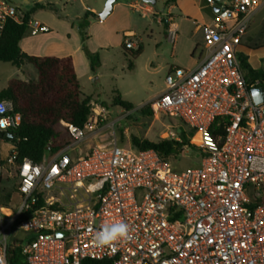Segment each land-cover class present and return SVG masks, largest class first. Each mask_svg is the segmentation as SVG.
Segmentation results:
<instances>
[{
    "label": "built area",
    "instance_id": "2783aa9c",
    "mask_svg": "<svg viewBox=\"0 0 264 264\" xmlns=\"http://www.w3.org/2000/svg\"><path fill=\"white\" fill-rule=\"evenodd\" d=\"M207 1L220 8L201 27L208 55L195 69L172 68L165 92L149 105L153 115L178 118L197 133L199 165L174 171L169 160L178 156L117 142L79 156L66 149L42 163L17 164L13 149L7 165L17 171L22 201L16 210L0 205L4 264L10 256L17 264H264V103L251 95L264 85L246 78L237 56L260 3ZM10 22L25 24L31 36L51 31L12 0H0V40ZM177 32L169 29L172 43ZM134 37L125 36L127 50L137 49ZM105 112L92 110L83 130L67 125L76 142L96 132ZM217 120L224 134L214 137ZM20 123L12 102L0 101V131ZM166 139L182 142L174 132ZM40 199L44 204L27 216ZM119 221L131 226V238L115 251L96 247L95 231ZM14 229L29 236L11 241Z\"/></svg>",
    "mask_w": 264,
    "mask_h": 264
},
{
    "label": "rangeland",
    "instance_id": "374dc122",
    "mask_svg": "<svg viewBox=\"0 0 264 264\" xmlns=\"http://www.w3.org/2000/svg\"><path fill=\"white\" fill-rule=\"evenodd\" d=\"M12 1L24 10L31 9L37 2L42 1L49 14L74 22L75 31L80 36L82 44L86 36L87 49L99 55L100 67L97 75L94 76L99 79L92 82L87 78H82L81 84L83 93L90 95L93 99L92 110L99 112L100 108L106 111L99 119L97 126L100 128L105 124L104 129L101 130V136L107 137L106 142H117L121 147L131 148L133 147L132 137L159 142L165 140L170 132L177 135L185 134L189 139L190 148L182 152L181 156L169 160L173 170L180 171L199 165V160L196 158L197 152L194 149L198 135L193 129L185 126L178 118L167 114L151 116L142 111L144 107L148 108L155 98L165 92V79L171 67H190L191 60L200 57L204 50L201 33L196 32L193 20H187L184 15L185 11L179 2L178 6L172 10V14L174 22L181 26V30L177 32V41L172 43L166 38L169 36V30L164 22H161V20H168L169 8L173 4L171 0H157L154 5L146 4L144 0H135L137 5L151 6L154 13L144 14V11L136 10L125 4L118 7L114 15L111 14L106 20H100V14L104 12L110 0ZM49 1L55 4L47 6L46 2ZM85 6L94 7L97 13L92 15L90 11L85 10ZM193 8L197 11L195 7ZM86 13L91 22L85 19ZM128 23L131 31L136 35L130 40L144 46L143 53L135 61L134 70H129V52L124 49L125 47L119 46L120 32L114 30L116 26ZM30 36L26 34V37ZM35 38L36 42L43 43L44 47L52 46L50 35L46 37L38 35ZM198 43L200 44L197 47ZM122 44L125 46V38ZM71 45L76 47L75 39H72ZM239 51L249 57L248 62L253 68L264 69V48L250 52L240 46L238 53ZM27 68L30 71H36L32 65H27ZM25 73V70H19L11 64L0 63V91L5 87L4 82L7 78L11 80L31 79V76ZM116 96H121L122 100L133 104V110L126 111L115 106L113 101ZM68 153L71 156L74 155L70 150ZM6 158L7 153L1 147L0 159L6 161ZM2 178L4 182L0 185V205L16 210L22 200L17 191L19 179L15 175V169L4 166ZM28 236L29 234L14 229L10 239L13 241L16 238L24 239Z\"/></svg>",
    "mask_w": 264,
    "mask_h": 264
},
{
    "label": "trees",
    "instance_id": "16d2710c",
    "mask_svg": "<svg viewBox=\"0 0 264 264\" xmlns=\"http://www.w3.org/2000/svg\"><path fill=\"white\" fill-rule=\"evenodd\" d=\"M210 11L214 13V9ZM87 16L88 14L86 18ZM26 34L25 24L10 22L0 40V62L10 63L19 68L32 65L39 75L36 81L12 79L8 86L0 91V101L12 102L13 114L21 115L19 126L9 128L6 132L0 131V142L4 140L11 143L17 152V164H21L25 158L35 163H42L49 156H54L76 143L67 125L83 130L92 113V98H83L73 58L27 54L20 47V42ZM85 40L86 36L83 38V50L90 62L91 72L96 76L100 67V58L98 54H93L87 49ZM124 49L129 52V70H134L135 61L143 53L144 46L140 44L135 51H129L126 47ZM237 56L246 78L258 79L264 85V69H254L249 64L248 57L241 53ZM113 103L126 111L134 108L133 104L122 100L121 96H116ZM142 111L153 116L149 107H144ZM219 121H215L212 126L214 137L224 134L223 126H217ZM6 133L10 137L6 138ZM181 140V143L167 139L154 142L132 137L131 142L135 149L154 150L167 158L181 155L183 146L189 144V139L187 135L181 134ZM4 166H8L7 162L0 159V168ZM15 175L18 178L16 170ZM3 182L0 173V185ZM43 204L44 201L40 199L35 206H32V211H29L27 216ZM9 260L11 264H17L14 257L10 256Z\"/></svg>",
    "mask_w": 264,
    "mask_h": 264
},
{
    "label": "crops",
    "instance_id": "0c3cea01",
    "mask_svg": "<svg viewBox=\"0 0 264 264\" xmlns=\"http://www.w3.org/2000/svg\"><path fill=\"white\" fill-rule=\"evenodd\" d=\"M69 1V0H67ZM260 5L257 8V10L251 15L250 21H249V27L247 30L246 35L243 37L242 42H241V47L248 50V51H254L260 48H264V0H258ZM178 2L180 3V6L183 7V10L185 11V17L187 18L188 21L193 20L195 23V30L197 33H201V27L203 25H210L213 23V18L215 16L216 12L215 8L217 6H210L209 2L207 0H177L176 2H173V4L170 5V15L168 17V20H161V22H164L166 28L169 30L171 27H176L177 30H181V26L177 23L174 22L173 20V14L172 10L178 6ZM45 3L37 2L34 7L31 9L25 10L31 17L36 18L40 20L42 23L47 25L50 28V32L47 34H41L43 37L50 35V41H51V47H44L43 43H38L36 42V36H30V37H24L23 40L20 42V47L21 49L26 52L27 54L34 55V56H57V57H67L71 56L74 61L75 69L77 76L79 78L80 84L82 78H87L89 81H96L95 78L91 72L90 68V63L88 58L86 57L84 50H83V44L81 41L80 36L78 33L75 31V24L74 22H70L67 19H61L58 17L53 16L52 14H49L45 10ZM55 3L49 1L46 2L47 6H53ZM125 4H128L130 7H133L136 10L144 11L145 13L152 14L154 13V10L151 8V6L147 5H137L135 3V0H119L114 4V8L111 14L114 15L115 11L117 10L118 7L124 6ZM147 4V3H146ZM195 7L197 11L194 10ZM88 10L92 13V15H95L97 13L96 9L92 6H85V10ZM214 9V13H212L210 10ZM88 14V13H86ZM85 14V19L87 21H90V19L86 18ZM100 20H102L100 18ZM91 22V21H90ZM95 22V21H94ZM229 25H232V22L229 23ZM130 24H121L115 27L114 30H119L120 32V37L121 41L119 43V46L122 47V41L125 38L127 34H133L135 37L136 35L131 31L130 29ZM80 30V28H79ZM134 37V38H135ZM168 38V36H166ZM72 39L76 40V47L71 45ZM169 39V38H168ZM202 42H203V37H202ZM200 43L197 44V47L199 46ZM139 45L137 46L138 49ZM196 47V48H197ZM204 47V44H203ZM136 49V50H137ZM92 51V50H91ZM130 51H135V50H130ZM195 53V52H194ZM240 53V51H239ZM208 55L206 48L204 47L203 52L200 54V57L197 59H192L191 60V65L188 68L185 69H195L197 68L201 62L205 59V57ZM249 60V57H248ZM2 63V62H0ZM10 64V63H8ZM12 65V64H11ZM13 67H16L12 65ZM180 67V66H176ZM19 70H25L28 76H31V79H27L24 81H36L39 77L38 71L36 70L33 72L32 70L30 71L27 68V65H24L22 67H16ZM169 70V72L172 70ZM184 68V67H181ZM255 69V68H254ZM168 72V73H169ZM98 73V72H97ZM167 73V74H168ZM11 79L7 78L5 80L4 88L5 89L8 86V83ZM23 80V79H21ZM99 81V80H98ZM2 89V90H3ZM81 89H82V84H81ZM1 90V91H2ZM83 93V91H82ZM86 97H91L90 95H86L83 93V98ZM92 98V97H91ZM93 104V99L92 103ZM101 109L99 108V111ZM105 124L97 128L96 132L88 134V136L80 141L76 142L70 147L66 148L67 151H72L74 153L73 156H79V155H86L88 154L94 147L99 146L104 143H111V142H106L105 139L107 138L106 136H101V130L104 129ZM132 145V144H131ZM133 146V145H132ZM3 147L4 150L7 153V159L10 155V152L14 149L13 145L9 142H6L4 140H1L0 142V148ZM134 147L128 148V149H133ZM64 149V150H66ZM62 152V151H61ZM53 156H49V158H52ZM2 169L3 167L0 168V173L2 175Z\"/></svg>",
    "mask_w": 264,
    "mask_h": 264
},
{
    "label": "clouds",
    "instance_id": "9594fccd",
    "mask_svg": "<svg viewBox=\"0 0 264 264\" xmlns=\"http://www.w3.org/2000/svg\"><path fill=\"white\" fill-rule=\"evenodd\" d=\"M131 231V226L123 221L104 223L95 231L93 244L99 248L108 247L115 251L117 243L131 238ZM0 264L4 262L0 260Z\"/></svg>",
    "mask_w": 264,
    "mask_h": 264
},
{
    "label": "water",
    "instance_id": "95a60500",
    "mask_svg": "<svg viewBox=\"0 0 264 264\" xmlns=\"http://www.w3.org/2000/svg\"><path fill=\"white\" fill-rule=\"evenodd\" d=\"M218 5L221 4L222 0H216ZM117 2V0H110V2L108 3L106 9L104 10V12L102 14H100V18L102 20H106L112 13L113 11V8H114V4ZM145 3L147 4H156L157 0H144ZM215 11L216 12H219L220 11V8L219 6H217L215 8ZM251 95H252V98L254 100V102L256 104H263L264 103V86H261V87H258V88H255V89H252L251 90ZM10 137V135H8L6 133V138ZM58 236H62V233H58Z\"/></svg>",
    "mask_w": 264,
    "mask_h": 264
}]
</instances>
